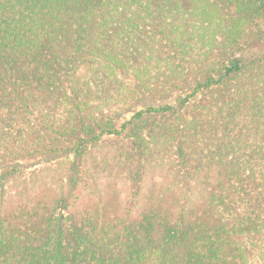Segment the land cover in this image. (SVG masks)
Segmentation results:
<instances>
[{
  "label": "trees",
  "instance_id": "1",
  "mask_svg": "<svg viewBox=\"0 0 264 264\" xmlns=\"http://www.w3.org/2000/svg\"><path fill=\"white\" fill-rule=\"evenodd\" d=\"M259 22L264 0H0V264H251L264 231V122L240 125V102L225 103L228 140L202 138L212 148L193 169L190 139L204 126L185 110L264 66V32L254 52L238 47ZM217 27L224 58L200 64ZM148 54L175 73L146 84ZM82 69L100 77L95 97ZM119 75L133 82L129 117L104 112ZM33 134L47 160L71 156L67 172L35 188L53 165L34 170L32 188L11 193ZM166 135L169 169L148 157ZM110 137L123 141L126 179L113 160L101 179L91 170L100 148L116 147Z\"/></svg>",
  "mask_w": 264,
  "mask_h": 264
},
{
  "label": "rangeland",
  "instance_id": "2",
  "mask_svg": "<svg viewBox=\"0 0 264 264\" xmlns=\"http://www.w3.org/2000/svg\"><path fill=\"white\" fill-rule=\"evenodd\" d=\"M264 23V22H263ZM264 32L263 28H260V22L258 25H249L247 29L244 32L243 38L239 44L238 47L240 49L246 48V51L248 53L254 52L259 48L258 43H260V40L263 36L261 34ZM214 36H217V40L214 43L213 47L207 48L203 51L200 50L202 47V43H199V46L197 47V52L195 54V57L199 60L198 63L203 64L207 61L210 62L211 60H220L221 58H224L225 54V48L221 43V40L219 39L222 36V33L219 35V27H217L214 31ZM145 55V59H142V67L139 74L143 77V80L146 84H153L156 85V83L162 78L166 76H170L174 74L175 72L168 73L164 66H159L158 60L153 57V55ZM149 56V57H148ZM210 56V58H209ZM195 60V58H194ZM198 66L194 65L193 67ZM81 73V81L85 84L83 85L86 90H90L92 94H87L84 96L89 97L90 95L94 96L97 94V91L101 90L100 85V77L96 73H91L89 69H82ZM136 72L134 70H131L130 73L127 72V75L130 77H133V75ZM120 81L115 84V89L117 95L115 96V100L110 102L109 105L105 104V111H117V112H124L125 117H129L131 114V111L127 109L128 106L124 105L126 102H130L131 92L129 87H131V84L133 83L132 80L127 79L125 75H119ZM123 76V77H122ZM102 77V75H101ZM149 82V83H148ZM230 89V86L228 89L218 90L214 94L210 95V98H205L204 101H200L199 103H195L194 105L189 106L185 111L187 112L186 118L189 119H196L199 120V124H202L204 128L202 129V132H200L198 135H194L190 139V143L193 146L194 150L190 152L189 157L191 156V164L192 168L194 169V166L196 165V161L200 155H197L199 152L205 153L208 150H211L212 144L211 143H203L202 138H208L209 142L214 143L215 145L218 142V139H224L228 140V137H225L223 134V131L221 130L220 124H223V118H222V107L225 105V103L228 104H239L240 102V113H239V122L240 125H252L255 130L256 128H259V125L257 127L255 124L257 122H264V106L262 104V114L260 117V98H262L264 102V66H260V63H257L254 66H250L244 76H242L239 79H236L233 81ZM239 101V102H238ZM235 102V103H234ZM101 103L100 100H96L95 104L99 105ZM234 106V105H233ZM124 108V109H121ZM63 110V107H61ZM258 111V112H256ZM59 114H63L60 112ZM58 114V115H59ZM63 117V116H62ZM39 121V120H38ZM37 121V122H38ZM165 122V121H164ZM161 123L160 127H163V124ZM256 122V123H255ZM210 126H214L211 127ZM201 129V128H200ZM209 129V130H208ZM204 130H207V132H204ZM258 130V129H257ZM256 134H253L256 136V138L259 140L260 133L255 132ZM171 135H166L161 137V143L157 144V146L154 148V142L152 143V148L149 154V158H154L155 161H152L153 159H149L153 162L155 167L159 165L160 163H164V166L170 168V164L172 163L173 159L175 158V152L171 149V143L170 140ZM231 138H234V134L230 135ZM252 137V135H251ZM215 138V139H214ZM35 139V143L32 145H29V140ZM253 139L251 138V142ZM38 139L35 137V134H33L24 144L20 146L21 149L24 151H28V154L30 152L33 154L29 159L27 158L25 165L27 167L26 175H22L16 178V180L13 182V185L11 187V193L16 192L18 189H24L28 190L29 188H32L27 182V177H29V172H32L34 170L46 168L47 166L53 165V169L46 171L43 173L44 177L36 179L38 183L35 185V188H41L45 187L43 186L45 182L48 181V179L51 178L50 175H55L56 181H54L52 184L54 186L59 185V178H63L64 174H66V169L70 163L71 156H67L64 159L58 160H47L45 158V155H43V143H38ZM107 141L110 144H114L116 146L115 148L106 147V148H100L98 150V157L97 160L100 163H97V166H99L98 169H91V170H97L96 175L100 179L104 177V174H106L109 169L107 167V164L110 160L115 161V163L120 164V167L124 170L122 171H115L120 173L121 175L126 177L127 174V168L125 165L126 157L121 154V147L123 141H119L115 137H110L107 139ZM259 142V141H258ZM26 145V148L24 149ZM110 146V145H109ZM203 149H202V148ZM124 150V149H122ZM25 155L24 153H22ZM192 154V155H191ZM34 156V157H33ZM106 156V161L103 163V157ZM29 162V163H28ZM114 163V164H115ZM113 165V164H112ZM111 165V166H112ZM116 168V166L114 167ZM150 170V168H149ZM162 170V169H161ZM160 171V169L158 170ZM93 172V171H92ZM94 173V172H93ZM34 187V186H33ZM250 263L251 264H264V231L260 234V246L254 247L250 249Z\"/></svg>",
  "mask_w": 264,
  "mask_h": 264
}]
</instances>
